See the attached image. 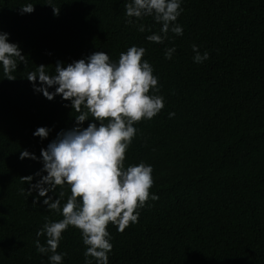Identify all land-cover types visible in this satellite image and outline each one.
I'll use <instances>...</instances> for the list:
<instances>
[{
	"label": "trees",
	"instance_id": "obj_1",
	"mask_svg": "<svg viewBox=\"0 0 264 264\" xmlns=\"http://www.w3.org/2000/svg\"><path fill=\"white\" fill-rule=\"evenodd\" d=\"M126 2L0 0V31L27 59L15 80L0 68V264H49L35 245L46 246L47 237L36 233L63 217L27 190L36 173L47 174L41 149L77 126L70 101L36 92L27 73L45 65L52 74L58 61L66 67L97 51L118 61L133 45L145 48L164 107L134 124L124 164L151 165L149 192L159 198L138 208L123 232L108 224L109 264H264V0H182L183 35L169 32L163 43L146 39L161 27L152 17L127 23ZM29 3L34 11L21 14ZM193 44L209 53L203 63L193 61ZM38 127L49 135H33ZM23 150L37 159H20ZM60 191L62 208L66 184L48 195L58 199ZM85 250L80 230L69 226L57 248L62 264H84Z\"/></svg>",
	"mask_w": 264,
	"mask_h": 264
},
{
	"label": "clouds",
	"instance_id": "obj_2",
	"mask_svg": "<svg viewBox=\"0 0 264 264\" xmlns=\"http://www.w3.org/2000/svg\"><path fill=\"white\" fill-rule=\"evenodd\" d=\"M181 4L182 0H127L124 5L127 23H133L131 18L152 17L161 27L146 39L163 43L169 32L183 35L182 26L176 23L183 11ZM53 10L57 12L55 7ZM33 11L31 3L20 7L21 14ZM138 31L144 32L145 26L139 24ZM145 51L144 47L133 45L120 53L118 61H112L108 53L97 51L66 67L58 61L52 74L45 65H38L26 75L36 92L49 100L61 95L77 113V126L62 130L46 149H41V171L47 174L36 173L41 178L27 190L29 195L36 191L38 197H44L43 204L49 210H58L63 217L59 221H47L36 233L37 237H47L46 246L39 239L35 245L38 253L48 255L49 264H62L65 254L58 253L57 248L69 226L81 232L86 246L84 264H93V260L95 264H109L113 245L108 224L123 232L130 223L138 221V208H143L149 199L159 198L149 192L154 183L151 165L141 162L125 167L124 164L126 150L137 132L134 124L152 119L164 107L163 96L156 94L158 77L150 63L142 60ZM175 51L174 47L167 48L165 58L171 59ZM192 51L196 63L209 58V53L201 54L196 44L192 45ZM18 62L27 65L19 46L9 42L8 33L0 31V68L7 79H16L13 73ZM52 87L55 90L49 91ZM173 115L169 113L170 117ZM89 118L93 122L82 127ZM49 132L47 127H38L33 135L43 139ZM26 157L37 159L27 150L21 151L20 159ZM22 178L28 183L33 180V176ZM65 184L71 194L61 208L64 192L58 193V199L48 193Z\"/></svg>",
	"mask_w": 264,
	"mask_h": 264
}]
</instances>
